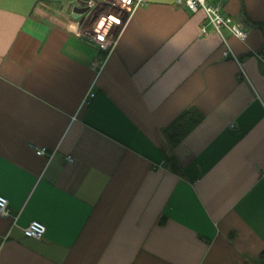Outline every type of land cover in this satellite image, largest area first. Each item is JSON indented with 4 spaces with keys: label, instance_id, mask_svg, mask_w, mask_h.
Instances as JSON below:
<instances>
[{
    "label": "crops",
    "instance_id": "obj_1",
    "mask_svg": "<svg viewBox=\"0 0 264 264\" xmlns=\"http://www.w3.org/2000/svg\"><path fill=\"white\" fill-rule=\"evenodd\" d=\"M73 1L0 0V264H260L264 0H209L245 41L149 0L110 54ZM192 110L204 121L172 149Z\"/></svg>",
    "mask_w": 264,
    "mask_h": 264
},
{
    "label": "built area",
    "instance_id": "obj_2",
    "mask_svg": "<svg viewBox=\"0 0 264 264\" xmlns=\"http://www.w3.org/2000/svg\"><path fill=\"white\" fill-rule=\"evenodd\" d=\"M89 12L85 15L90 20V28L81 32L82 36L87 38L98 48L112 53L117 44L116 27H122L131 16L139 9L148 6L149 0H84ZM177 4L189 9L192 13L197 14L204 12L209 24L215 29L216 33L223 37L225 29L230 30L233 35L240 40H247L248 31L236 24L232 17L225 14L224 4H213L209 0H177ZM107 13L101 15L102 11ZM112 16L120 19V23L113 20ZM115 27V29H114ZM204 34H207V28L203 27ZM232 52H227L226 57H232ZM237 60V57L233 55ZM259 58L264 61V54H260ZM238 61V60H237ZM104 65H102L103 67ZM94 93H90L84 100V106L90 105L95 98ZM39 156H47L46 150H37ZM67 162L73 164L75 159L68 157ZM0 216L2 218H10V202L8 199L0 196ZM27 238L42 240L46 233L47 227L40 222H33L23 229Z\"/></svg>",
    "mask_w": 264,
    "mask_h": 264
},
{
    "label": "trees",
    "instance_id": "obj_3",
    "mask_svg": "<svg viewBox=\"0 0 264 264\" xmlns=\"http://www.w3.org/2000/svg\"><path fill=\"white\" fill-rule=\"evenodd\" d=\"M203 121L204 116L198 110L186 112L179 117L166 133L170 147L175 149L180 146ZM260 264H264V255Z\"/></svg>",
    "mask_w": 264,
    "mask_h": 264
},
{
    "label": "water",
    "instance_id": "obj_4",
    "mask_svg": "<svg viewBox=\"0 0 264 264\" xmlns=\"http://www.w3.org/2000/svg\"><path fill=\"white\" fill-rule=\"evenodd\" d=\"M88 12L89 7L84 0H74L68 7V13L77 20L83 18Z\"/></svg>",
    "mask_w": 264,
    "mask_h": 264
},
{
    "label": "bare ground",
    "instance_id": "obj_5",
    "mask_svg": "<svg viewBox=\"0 0 264 264\" xmlns=\"http://www.w3.org/2000/svg\"><path fill=\"white\" fill-rule=\"evenodd\" d=\"M112 18H113V20H114V21H116V22L120 23V21H119L120 19H119V18H117L116 16H112Z\"/></svg>",
    "mask_w": 264,
    "mask_h": 264
},
{
    "label": "rangeland",
    "instance_id": "obj_6",
    "mask_svg": "<svg viewBox=\"0 0 264 264\" xmlns=\"http://www.w3.org/2000/svg\"><path fill=\"white\" fill-rule=\"evenodd\" d=\"M105 13H107L106 10L102 11L101 15H104ZM114 29H115V27H114ZM116 32L118 33V30H116Z\"/></svg>",
    "mask_w": 264,
    "mask_h": 264
}]
</instances>
